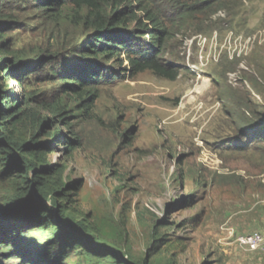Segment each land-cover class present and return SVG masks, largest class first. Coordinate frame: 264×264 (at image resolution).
<instances>
[{"label":"rangeland","instance_id":"374dc122","mask_svg":"<svg viewBox=\"0 0 264 264\" xmlns=\"http://www.w3.org/2000/svg\"><path fill=\"white\" fill-rule=\"evenodd\" d=\"M7 4L17 23L6 32L10 49L27 60L38 48L66 60L84 38L70 10L55 22L25 1ZM171 48L165 59L181 68L175 80L149 70L109 76L94 84L92 102L82 95L88 108L62 91L61 66L79 69L72 58L43 63L24 80L2 78L17 98L29 92V107L44 118L45 104L65 105L78 136V147L58 144L46 156L64 167L54 207L87 230L65 264H264L262 249L239 240L264 235V0H219ZM59 123L52 133L68 132ZM18 134L29 140L33 131ZM13 189L0 179V203ZM55 220L26 231L19 253L45 246L61 230Z\"/></svg>","mask_w":264,"mask_h":264},{"label":"trees","instance_id":"16d2710c","mask_svg":"<svg viewBox=\"0 0 264 264\" xmlns=\"http://www.w3.org/2000/svg\"><path fill=\"white\" fill-rule=\"evenodd\" d=\"M8 1L12 4L25 1L44 18L55 22L62 20L66 9L70 10L72 22L82 26L83 40L66 53V60H60L58 51L53 55L55 52L49 48H38L27 60L18 50L10 49V40L6 37L14 22L12 15L5 11ZM218 1L0 0V179L14 187V192L0 203L2 260L19 257L24 264H65L68 252L81 243L82 235H87L84 224L70 220L63 205L54 207L57 198L63 194L56 189V184L64 167L49 165L46 161L55 145L62 144L67 151L80 145L78 136L67 122L66 106L60 102L45 104L51 117L44 118L29 107L32 100L29 92L17 98L4 90L2 78L24 80L26 73L43 63L58 59L66 64L72 58L79 69L61 66L62 91L81 98L80 108L90 107L82 95L92 102L97 97L94 84L109 76L131 78L149 70L173 81L181 68L165 59V56H173L172 40L200 15L210 12ZM58 122L67 127L68 132L57 130L53 134V126ZM21 126L31 128V139L19 136ZM37 133L52 139L38 141ZM258 136L262 138L264 134ZM72 186L66 185L63 190ZM52 216H56L60 232H55L40 250L25 252L23 247L20 254L18 242L25 239V232L45 230Z\"/></svg>","mask_w":264,"mask_h":264},{"label":"built area","instance_id":"2783aa9c","mask_svg":"<svg viewBox=\"0 0 264 264\" xmlns=\"http://www.w3.org/2000/svg\"><path fill=\"white\" fill-rule=\"evenodd\" d=\"M239 240L240 244L251 250L260 248L264 251V235L259 232H252L241 237Z\"/></svg>","mask_w":264,"mask_h":264}]
</instances>
